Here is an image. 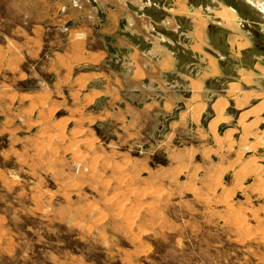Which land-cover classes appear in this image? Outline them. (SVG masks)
Returning <instances> with one entry per match:
<instances>
[{
    "label": "rangeland",
    "instance_id": "1",
    "mask_svg": "<svg viewBox=\"0 0 264 264\" xmlns=\"http://www.w3.org/2000/svg\"><path fill=\"white\" fill-rule=\"evenodd\" d=\"M83 2L0 0V264H264V111L92 106Z\"/></svg>",
    "mask_w": 264,
    "mask_h": 264
},
{
    "label": "crops",
    "instance_id": "2",
    "mask_svg": "<svg viewBox=\"0 0 264 264\" xmlns=\"http://www.w3.org/2000/svg\"><path fill=\"white\" fill-rule=\"evenodd\" d=\"M81 5L76 13L82 16L83 54L76 59L85 68L75 84L88 86L84 97L95 101L92 106L113 100L126 108L130 92L144 93L146 104L138 107L160 108L170 117L169 129L158 133H176L174 143L207 113L210 123L222 126L234 119L230 108L243 116L264 111V0ZM247 5L261 16H248ZM128 107L139 109L134 103Z\"/></svg>",
    "mask_w": 264,
    "mask_h": 264
}]
</instances>
